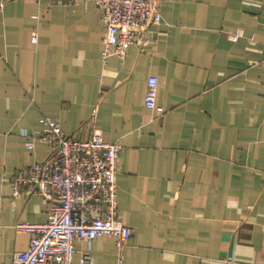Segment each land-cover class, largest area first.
<instances>
[{"label": "crops", "instance_id": "1", "mask_svg": "<svg viewBox=\"0 0 264 264\" xmlns=\"http://www.w3.org/2000/svg\"><path fill=\"white\" fill-rule=\"evenodd\" d=\"M159 3L150 43L108 64L93 1L0 11V264L29 247L18 224L49 219L52 204L15 197L11 181L48 157L31 137L44 117L122 145L118 207L133 236L121 252L107 236L78 241L74 264H264V0ZM152 77L162 117L145 106Z\"/></svg>", "mask_w": 264, "mask_h": 264}, {"label": "built area", "instance_id": "2", "mask_svg": "<svg viewBox=\"0 0 264 264\" xmlns=\"http://www.w3.org/2000/svg\"><path fill=\"white\" fill-rule=\"evenodd\" d=\"M12 0H0L3 11ZM88 0H49L50 5ZM103 11L107 33L103 60H124L130 47L147 46L152 27L162 23L160 0H90ZM237 36H234L236 38ZM36 42V37L33 39ZM158 80L148 81L145 106L162 117L157 106ZM43 130L31 137L50 148L47 158L17 170L12 178L14 196L25 190L50 202L44 224H18L16 230L30 235L27 250L14 254L12 264H74L76 243H93L102 236L115 241L121 252L133 230L120 217L117 176L122 145L108 143L101 131L93 130L85 140L67 135L58 120L42 118ZM33 149V145H29ZM91 260L83 255L82 264Z\"/></svg>", "mask_w": 264, "mask_h": 264}]
</instances>
